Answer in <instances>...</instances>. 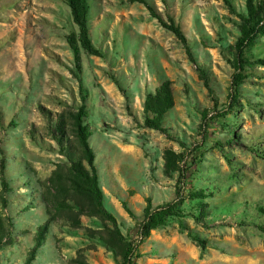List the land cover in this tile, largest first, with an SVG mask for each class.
<instances>
[{"label":"rangeland","instance_id":"374dc122","mask_svg":"<svg viewBox=\"0 0 264 264\" xmlns=\"http://www.w3.org/2000/svg\"><path fill=\"white\" fill-rule=\"evenodd\" d=\"M151 1L181 24L197 63L144 4L89 0L91 36L103 56L83 52L82 78L105 204L132 236L141 254L137 264H264V231L257 226L264 225V159L253 149L264 151V67L249 70L230 108L239 75L230 48L237 17L223 0ZM234 2L240 8L245 0ZM75 29L63 0H0V213L11 218L12 230L1 251L3 264H23L48 217L43 193L63 157L51 148L56 145L39 106L57 113L80 101L67 41ZM248 54H264V36ZM198 64L207 70L213 94ZM166 78L173 81L176 104L164 123L185 149L143 126L145 96ZM33 125L43 141L29 136ZM233 131L235 139L226 142ZM167 148L186 151L180 174L165 173ZM199 189L209 193L208 215L197 221L188 195ZM147 197L154 207L177 204L188 229L172 218L144 239ZM95 223L86 216L79 228L54 221L32 264H70L79 250L90 264H117L113 252L90 235L87 227ZM189 229L206 240L205 250Z\"/></svg>","mask_w":264,"mask_h":264},{"label":"trees","instance_id":"16d2710c","mask_svg":"<svg viewBox=\"0 0 264 264\" xmlns=\"http://www.w3.org/2000/svg\"><path fill=\"white\" fill-rule=\"evenodd\" d=\"M70 8L71 17L76 25V29L67 35V41L74 55L73 74L79 83L80 101L74 107L64 111L53 113L45 106H39V110L44 118L46 125V134L55 142L56 147L51 148L58 150L63 157V161L53 171L48 178L43 198L46 203L48 217L44 223L37 228L35 242L29 250L23 264H32L36 258L38 250L44 244L49 233L51 224L54 221L61 220L72 227L79 228L83 226V217H90L96 220V227H87L92 238L100 242L114 254L117 264H137L136 260L141 256L140 251L134 249L135 243L132 236L125 233L123 224L119 218L106 206L105 192L100 181L99 168L96 161V153L91 145L90 137L92 128L88 123L89 93L84 84L83 73V52L94 56H103L102 50L94 43L91 36L89 0H63ZM144 4L150 11L152 17L156 18L159 23L171 31L177 39L184 45L189 58L197 63L193 55V47L190 39L185 34L182 26L178 23L173 15L167 13L164 15L157 9L151 0H130ZM230 13L234 14L238 28V34L234 45L230 48L236 51L234 56V65L239 70L236 77V89L232 95L230 108H235L241 96L239 85L247 80L249 70L258 67H264V54H248V50L254 48L260 38L264 36V0H245L244 5L237 7L234 0H223ZM198 70L201 78L204 80L210 93H214L211 88L207 70L203 65L198 64ZM119 89L126 93V89L120 83L116 82ZM214 102H216L214 100ZM176 98L174 93L173 81L169 78L164 79L154 91L147 92L143 102V126L146 128L158 130L166 134L170 139L178 141L185 149L186 143L176 138L170 131L171 128L165 126V117L167 113L174 108ZM209 110H204L203 117L206 118ZM2 122V111L0 110V123ZM28 134L33 141L44 140L40 131L34 125L28 129ZM235 133L228 139V143L233 142ZM41 136V137H40ZM264 159V151L258 147L253 148ZM186 157V151H176L173 148H167L164 151L165 173L169 176L175 173H181L182 162ZM196 159V158H195ZM5 169V164H1ZM185 175V173H183ZM4 186L7 182L3 179ZM3 200L5 199L4 195ZM195 200L198 213H195L197 221L206 217L207 203L204 201L209 193L205 189L190 191L188 195ZM5 201V200H4ZM126 211L135 216L133 210L128 206L126 201L123 202ZM177 204H167L154 207L152 199L147 197V203L144 207V219L146 223L142 226L144 239L149 237L153 230L166 226L172 218L179 219L181 230H187L188 227L184 222L185 213L180 211ZM11 218L0 213V264L1 251L7 244L11 235ZM264 231V225H257ZM190 238L205 250L207 247L206 240L200 237L192 229L188 232ZM70 264H90L82 250L78 251L76 257L72 258Z\"/></svg>","mask_w":264,"mask_h":264}]
</instances>
